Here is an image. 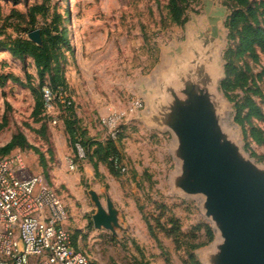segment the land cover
Masks as SVG:
<instances>
[{
    "label": "rangeland",
    "instance_id": "1",
    "mask_svg": "<svg viewBox=\"0 0 264 264\" xmlns=\"http://www.w3.org/2000/svg\"><path fill=\"white\" fill-rule=\"evenodd\" d=\"M25 3L46 5V17L38 16V27L56 18L58 25L66 26L70 48L64 51L62 66L65 91L74 104L69 113L58 106L54 116L35 114V95L27 83L39 90L42 86L32 74L31 58L21 60L6 50L0 51V146L13 134L23 133L27 142L44 154L45 165H41L34 149H14L21 151L28 173L46 175L54 152L66 156L74 153L73 137L65 124L67 115L73 114V124L87 140L113 142L127 168L118 172L115 181L98 183L112 190L116 198L118 192L129 198L117 203L121 210L115 207L118 226L114 233L104 227L86 232L75 248L86 252L93 264H204L201 251L209 248L217 236L201 213L202 197L172 189L170 174L177 169L170 153L173 134L168 129L147 126L139 116L147 109L145 89L155 83V73L167 57L182 50L187 30L211 26V33L220 37L219 90L228 102L223 124L233 130L254 161L264 164V144L247 138L236 119V102L246 97H252L264 111V100L253 92L258 87L264 95V76L256 77L264 69V52L257 49V59L248 54L235 55L237 40L229 36L226 26L233 3L181 0L184 12L182 20L176 22L170 14L169 0H19L16 4L0 0V38L27 37V33L16 29L18 20L12 16L13 9L25 12ZM229 63L235 73L242 69L247 76L240 86L231 87L230 96L222 84ZM25 71L31 74L29 80ZM8 75L17 80L3 78ZM47 83L45 76L43 85ZM136 99H141L143 106L130 111ZM109 111L125 112L115 140L99 123L100 115ZM53 117L57 123L52 122ZM252 123L264 133V121L252 119ZM245 127L249 128L247 124Z\"/></svg>",
    "mask_w": 264,
    "mask_h": 264
},
{
    "label": "water",
    "instance_id": "2",
    "mask_svg": "<svg viewBox=\"0 0 264 264\" xmlns=\"http://www.w3.org/2000/svg\"><path fill=\"white\" fill-rule=\"evenodd\" d=\"M201 27L186 32L182 50L156 71L139 118L173 134L170 153L177 169L170 174L172 189L202 197L201 213L217 236L201 251L203 263L264 264V164L254 161L223 124L228 102L219 90L220 37L211 26ZM27 38L42 43L39 28L28 31ZM88 193L96 207L92 225L114 233L118 216L111 199L104 206L96 191Z\"/></svg>",
    "mask_w": 264,
    "mask_h": 264
},
{
    "label": "built area",
    "instance_id": "3",
    "mask_svg": "<svg viewBox=\"0 0 264 264\" xmlns=\"http://www.w3.org/2000/svg\"><path fill=\"white\" fill-rule=\"evenodd\" d=\"M46 114L54 116L57 103L74 104L72 96L50 83L42 86ZM143 106L136 99L129 108ZM124 111H109L99 117L100 125L115 140L123 124ZM53 123H57L55 117ZM74 153L65 157L69 170L79 169L86 159L80 132H75ZM108 160L125 172L120 154ZM68 209L58 191L44 173H28L20 150L0 157V264H93L86 252L75 249L67 227Z\"/></svg>",
    "mask_w": 264,
    "mask_h": 264
},
{
    "label": "trees",
    "instance_id": "4",
    "mask_svg": "<svg viewBox=\"0 0 264 264\" xmlns=\"http://www.w3.org/2000/svg\"><path fill=\"white\" fill-rule=\"evenodd\" d=\"M230 1L233 3V10L227 18L226 26L229 28V36L237 40L236 50L234 53L236 56L248 54L252 59H257V49L264 52V21H260V16H264V0ZM18 2L19 0H13L14 4ZM180 2L181 0H169L168 4L171 17L176 22L182 20L181 17L184 12V7L180 4ZM24 5L26 8L25 12H21L16 9L12 10V16L14 15L18 20L16 29L19 32L27 33L32 29L39 28L42 38L41 45L35 44L26 36H19L13 39L6 37L0 38V51L6 50L21 60H25L26 57H30L36 67L39 86H43L45 76H47L49 83L54 89L61 87L66 90L67 84L62 66V63L65 60L64 51L70 48V40L68 38L66 26L64 23L58 25L56 23L58 19L56 18V20L51 23H44L43 26L38 27V16L40 15L44 19L46 17V5L44 3H25ZM234 71L235 68L231 65V63H229L227 66V76L222 82L224 90L228 96H230L229 92L231 87L240 86L242 82L247 79L245 70L241 69L236 73ZM262 76H264V69L256 74L257 78H261ZM25 77L29 80L31 74L28 71H25ZM3 78H13L14 80H17V78L10 75L4 76ZM27 84L30 85V89L35 95L34 113L37 114L43 112L46 115L43 105L42 87L39 90L29 82ZM253 92L254 94H258L264 100V95L258 87H255ZM236 105V119L240 124H242L246 137H249L257 144H264V133L262 128L255 126L252 123V119L264 121V111L261 105L252 97H246L243 100H239L236 102ZM58 106L66 111V113H69L70 109L73 107V105L70 107H63V105L57 103L56 107ZM72 115L73 114L71 113L67 115L68 119H66L65 124L69 134L73 137L74 142L75 132L79 131V129L73 124L74 118L71 119ZM245 124L248 125V129L245 127ZM79 132L85 149L86 159L92 163L95 174H98V162H104L107 164L110 172L118 175V168H116L113 163L108 160V157L111 154H119L118 151H116L113 142L106 141L103 143L100 141H89L82 130ZM15 147H30L34 149L40 155L41 165H45L44 154L38 150V148L29 144L24 134L21 132L13 134L9 141L0 146V157L16 150L14 149ZM148 228H151L149 224ZM206 229L208 232L210 231L208 225H206Z\"/></svg>",
    "mask_w": 264,
    "mask_h": 264
},
{
    "label": "crops",
    "instance_id": "5",
    "mask_svg": "<svg viewBox=\"0 0 264 264\" xmlns=\"http://www.w3.org/2000/svg\"><path fill=\"white\" fill-rule=\"evenodd\" d=\"M31 63L34 68L32 74L37 76L36 67L32 59ZM59 152H54L52 159L48 162V166L46 167V178L58 191L66 204L69 213L66 224L71 231L74 246L85 236L86 232H96L98 230V228L90 224V222H92L91 217L96 211V207L88 193L90 188L96 191L104 206L106 198L109 197L118 210H121V207L117 203H119L121 199L128 200L129 198L122 192H118V198H116L112 190H107L105 186L101 187L98 183V180H101L103 185H105V182H110V180L117 178V175L110 172L106 163L98 162L97 175L95 174L92 163L88 159L82 162L79 169L70 172L66 167V155L61 151ZM102 193H104V197H102Z\"/></svg>",
    "mask_w": 264,
    "mask_h": 264
},
{
    "label": "bare ground",
    "instance_id": "6",
    "mask_svg": "<svg viewBox=\"0 0 264 264\" xmlns=\"http://www.w3.org/2000/svg\"><path fill=\"white\" fill-rule=\"evenodd\" d=\"M195 29H196V28H195ZM195 29H188L187 32H188V33H189V32H192V31H194ZM189 35H190V34H189ZM183 48L186 49L185 44L183 45ZM165 62H166V61H164V63H165ZM164 63H163V64H164ZM163 64H162V65H163ZM162 65L159 67L158 71L160 70V68L162 67Z\"/></svg>",
    "mask_w": 264,
    "mask_h": 264
}]
</instances>
